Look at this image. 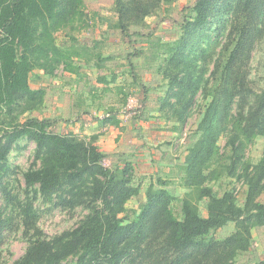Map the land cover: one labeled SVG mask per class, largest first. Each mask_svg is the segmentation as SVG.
<instances>
[{"label":"trees","instance_id":"1","mask_svg":"<svg viewBox=\"0 0 264 264\" xmlns=\"http://www.w3.org/2000/svg\"><path fill=\"white\" fill-rule=\"evenodd\" d=\"M178 1L113 0V31L129 38L148 17ZM86 7V0H0V190L30 242L13 264L70 259L73 264H236L251 251L253 230L264 227V155L257 165L244 160L248 146L264 138V86L257 92L251 79L254 52L264 43V0H196L183 11L178 40L148 35L137 55L147 65L167 63L157 69L168 80L165 107L183 121L198 96L205 103L183 167L191 193L177 200L160 179L149 185L147 200L135 215L126 210L141 192L132 164L106 167L107 154L95 142L56 133L50 119L4 122L24 100L43 103L46 91L30 86L38 66L63 63L66 72L79 74L75 59L89 60L84 48L59 52L53 37L86 17ZM53 53L61 61L51 60ZM102 56L99 52L101 63ZM133 79L132 86L142 84L138 75ZM104 121L120 123L111 114ZM222 134L228 141L221 153L217 143ZM24 138L36 144L37 155L19 194L7 183L8 161ZM230 178L244 180L243 204L234 189L208 185L214 180L221 188ZM39 200L54 209L83 208L88 214L77 227L50 238L38 225ZM204 200L207 215L199 205ZM8 222L0 213V237ZM230 225L235 230L228 237L215 236Z\"/></svg>","mask_w":264,"mask_h":264},{"label":"rangeland","instance_id":"2","mask_svg":"<svg viewBox=\"0 0 264 264\" xmlns=\"http://www.w3.org/2000/svg\"><path fill=\"white\" fill-rule=\"evenodd\" d=\"M195 1L179 0L173 7H165L148 17L144 27L134 29V34L125 38L113 31L112 24L116 20L113 0H86L87 16L73 26L54 33L53 37L59 52H80L84 48L88 50L84 55L89 60L75 59V65L81 69L79 74L66 72L63 63L38 66L31 75L30 86L33 91H46L43 103L24 100L6 115L4 122L23 123L30 117L50 119L54 122L56 133L95 142L107 154L106 167L124 168L126 163L132 164L141 192L126 204L127 213L129 211L135 215L140 211L147 200L149 185L157 184L160 179L166 182L164 188L177 200L186 197L191 190L185 185L183 167L193 145L191 135L198 128L205 100L198 96L194 107L180 121L174 110L164 104L168 80L157 69L159 65L166 66L167 63L160 60L147 65L144 58L137 54L147 46L145 41L150 34L165 42L178 40L183 11ZM98 43L99 46L95 47ZM99 52L105 59L102 63L98 60ZM50 59L61 61L55 53ZM133 75L139 76L140 86H132ZM251 79L252 86L260 92L264 86V43L258 45L254 52ZM109 114L120 123L105 122ZM227 137V134L219 137L217 144L221 153L226 150ZM36 155V144L26 138L14 145L9 156L10 177L7 180L14 193L22 194L24 191V173L33 166ZM263 155L264 138L259 137L248 146L244 160L257 165ZM210 170L206 171L207 175H211ZM209 184L215 186L216 190L227 187L234 189L243 204L246 192L243 179L223 180L221 188L214 180ZM206 201L199 204L203 215H207ZM36 205L40 215L38 225L50 238L77 227L88 214L83 208L74 211L54 209L42 200ZM173 206L177 209L178 202L174 201ZM0 213L9 220L0 237V264H13L24 256L30 242L24 237L20 216L7 205L1 190ZM234 230V225H230L215 236L224 239ZM261 259H264V227H257L253 230L251 251L241 254L236 264H254ZM74 261L70 259L64 264H73Z\"/></svg>","mask_w":264,"mask_h":264}]
</instances>
